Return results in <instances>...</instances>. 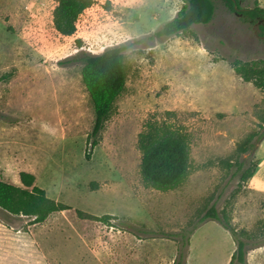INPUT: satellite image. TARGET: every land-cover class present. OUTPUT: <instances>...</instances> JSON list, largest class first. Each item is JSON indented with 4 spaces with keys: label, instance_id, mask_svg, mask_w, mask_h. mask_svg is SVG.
Returning a JSON list of instances; mask_svg holds the SVG:
<instances>
[{
    "label": "rangeland",
    "instance_id": "rangeland-1",
    "mask_svg": "<svg viewBox=\"0 0 264 264\" xmlns=\"http://www.w3.org/2000/svg\"><path fill=\"white\" fill-rule=\"evenodd\" d=\"M57 1L0 0V179L22 186L20 173H31L71 209L38 225L0 211V264H230L232 235L201 223L213 206L248 242V264H264V141L252 137L264 132V90L233 69L264 61L262 21L240 14L264 0H238L235 12L214 0L211 23L170 38L155 34L184 0H96L73 36L55 30ZM119 45L129 47L126 88L92 146L94 106L73 60ZM148 122L190 143V176L168 193L141 176ZM249 139L257 145L244 153ZM246 170L254 176L243 183Z\"/></svg>",
    "mask_w": 264,
    "mask_h": 264
},
{
    "label": "trees",
    "instance_id": "trees-1",
    "mask_svg": "<svg viewBox=\"0 0 264 264\" xmlns=\"http://www.w3.org/2000/svg\"><path fill=\"white\" fill-rule=\"evenodd\" d=\"M232 11H237L238 0H227ZM109 1L107 6L109 8ZM96 4V0H58L53 10L55 30L62 36H73L76 23L80 16ZM214 0H184V5L177 15L166 22L159 31L157 38L175 37L191 31L195 25H207L215 17ZM245 21H262L264 30V8L256 3L254 8L245 9L240 13ZM82 47V41H77ZM128 46L119 45L105 49L101 54L80 52L74 62L82 64V80L91 98L95 111V124L90 135L92 146L98 144L97 138L104 125L111 117L114 104L123 94L127 82L125 51ZM235 73L245 82L253 83L258 89L264 90V61L233 62ZM258 136L256 143L264 141V132L253 134ZM257 144L249 139L242 146V151H252ZM138 148L141 152V176L146 188L162 193H168L182 187L191 172V147L187 135L166 122H148L138 136ZM252 149V150H251ZM244 163H239L237 171H242ZM254 176V170H246L241 175V181L247 182ZM22 186L7 183L0 179V211L14 217H25L31 220V225L44 223L52 214L62 213L71 209L65 203L54 200L47 192L35 184L36 177L28 172L19 175ZM79 218L94 220L109 224L111 216H93L77 211ZM209 219L218 221L228 231L236 244L230 264H248V242L238 237V232L228 220L219 216L216 208L211 207L202 222ZM242 234H246L243 230ZM183 238H186L183 235ZM185 246L188 242H184ZM264 245L258 244L257 247ZM182 257V252L180 254ZM180 264V261L178 262Z\"/></svg>",
    "mask_w": 264,
    "mask_h": 264
},
{
    "label": "crops",
    "instance_id": "crops-1",
    "mask_svg": "<svg viewBox=\"0 0 264 264\" xmlns=\"http://www.w3.org/2000/svg\"><path fill=\"white\" fill-rule=\"evenodd\" d=\"M2 250H0V252H1ZM20 253V254H19ZM18 254H17V258H22L23 257V253L22 252H19Z\"/></svg>",
    "mask_w": 264,
    "mask_h": 264
},
{
    "label": "built area",
    "instance_id": "built-area-1",
    "mask_svg": "<svg viewBox=\"0 0 264 264\" xmlns=\"http://www.w3.org/2000/svg\"><path fill=\"white\" fill-rule=\"evenodd\" d=\"M79 21H80V20L78 19V21H77V23H76V33L78 32V27H79L78 24H79Z\"/></svg>",
    "mask_w": 264,
    "mask_h": 264
},
{
    "label": "water",
    "instance_id": "water-1",
    "mask_svg": "<svg viewBox=\"0 0 264 264\" xmlns=\"http://www.w3.org/2000/svg\"><path fill=\"white\" fill-rule=\"evenodd\" d=\"M236 8H237V6H236Z\"/></svg>",
    "mask_w": 264,
    "mask_h": 264
}]
</instances>
